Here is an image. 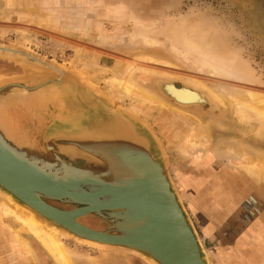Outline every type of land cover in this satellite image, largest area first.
<instances>
[{
	"label": "rangeland",
	"instance_id": "374dc122",
	"mask_svg": "<svg viewBox=\"0 0 264 264\" xmlns=\"http://www.w3.org/2000/svg\"><path fill=\"white\" fill-rule=\"evenodd\" d=\"M183 23L204 27L201 32L213 30L217 47L231 55L249 79H238L237 69L231 72L236 76L193 69L191 61L180 58L173 52L169 31ZM135 27L154 32L157 45L149 47L130 38ZM0 40L21 41L40 55L79 69L104 94L105 79L113 76L112 68L118 63L116 70L127 75L124 71L131 66L135 69L131 77L146 84L170 75L178 84L183 78H193L219 93L228 85L244 94L264 96V0H0ZM19 71L0 60V76ZM223 97L225 112L209 126L211 144L205 154L183 148L190 122L197 121L201 112L140 106L136 96L114 102L130 111L138 107L137 116L147 120L162 141L170 174L211 264H264V171L242 169L238 162L214 153L219 144L229 141L264 153V126L255 130L233 110L236 106L231 98ZM208 108L204 106V113ZM88 222L101 227L95 220ZM10 225L17 236L0 225V264H57L36 236L24 232L19 224ZM18 235L33 242L32 254L17 248ZM65 239L76 264H86L87 255L99 254L93 246ZM107 257L103 258L106 264H149L130 254Z\"/></svg>",
	"mask_w": 264,
	"mask_h": 264
},
{
	"label": "water",
	"instance_id": "95a60500",
	"mask_svg": "<svg viewBox=\"0 0 264 264\" xmlns=\"http://www.w3.org/2000/svg\"><path fill=\"white\" fill-rule=\"evenodd\" d=\"M0 60L20 69L0 76L2 187L80 243L94 247L85 240L94 239L128 246L137 250L130 255L149 264H211L151 124L108 102L79 69L21 41L0 40ZM119 114L135 128L144 149L112 133L109 119ZM81 216L89 226L77 221Z\"/></svg>",
	"mask_w": 264,
	"mask_h": 264
},
{
	"label": "bare ground",
	"instance_id": "6f19581e",
	"mask_svg": "<svg viewBox=\"0 0 264 264\" xmlns=\"http://www.w3.org/2000/svg\"><path fill=\"white\" fill-rule=\"evenodd\" d=\"M184 24L185 23L180 26H177L176 24L175 29L173 28L174 26L171 28V31L169 32L173 35L169 34L170 41L173 46L172 49H174V51H172L180 55V58L191 61V65H193V67L195 66L193 69L196 68L204 71L214 69L230 76L234 75L233 73H231L233 69H237L239 71V74L237 76H234H236L238 79H245L247 77H244L245 72L241 68V65H238V63L232 58L231 55L222 51V49L218 48L219 46L217 47L215 42L217 37L215 36L213 30L201 32L199 29L202 26L198 28L199 25L193 24L196 26L188 27ZM202 28L204 29V27ZM162 31H159V33ZM152 33L154 32L147 29H142L141 27H135L132 31L129 32L130 38L134 39V41L135 39L138 41H143L144 44L149 47L157 45V43L159 42L156 36H154ZM3 48H5V50L7 48L11 49L15 53H25L12 47ZM29 57L34 61L36 59V62H44L39 58H35V56L33 55H30ZM165 62L168 63V61ZM117 64L118 63L114 65V69L111 67L112 70H114L113 76L105 79L104 87L107 95L101 92V94L104 95L105 99L108 102L113 103L115 106L121 107L120 105H117L114 100L120 101L124 98L130 99L132 96H136V99L140 100V106H143L145 104H152L153 106L159 108V110L160 108L162 109L166 107L173 108L179 112H192L195 109L198 112L202 113V115H200L201 113L198 114L197 121L190 122L189 135L183 142L185 143L183 148L186 150V152L205 154L208 149H210L209 146L211 144V134L209 126L211 125V123L214 124L219 122V120L221 119H218V114H223V112H225V110L222 109V107L226 106L223 96L231 98L230 100H232L235 104L234 107L236 106V108L233 110H236V112H238L237 115L239 114L243 120L246 119L249 124H252L255 130H260L261 127L264 126V96H257L249 93L244 94L245 92L236 91L234 89H230V87L226 88L228 85L226 87L223 85V88H220L222 92L219 93L215 91L213 87L207 85L201 80H195L193 78H183L181 79L182 84H178L175 80V77H172L170 75L165 77L162 74L161 75L163 77H156L152 79L150 83L146 84L141 79L137 80V78L131 77V74H133L135 70L133 69V67H126L127 69L124 72L130 75L128 76V74L124 75L125 73H122V71H120L122 69H120L119 71L118 69L116 70ZM142 70L148 73L150 69L148 70L147 68H144ZM80 72L81 74L83 73L82 75L84 77H86L85 79L87 80V82L92 85L88 76L84 72ZM77 77L78 79H80L81 75L79 74L77 75ZM246 79L249 78L247 77ZM93 87L100 93L101 90H99L95 86ZM65 88L67 87H63V90H65ZM63 90L61 92H65ZM62 94L68 96V94ZM69 99L72 98L69 97ZM69 99L68 102L70 104L73 101H69ZM141 100L143 101V104ZM204 106L209 107L208 112H205L207 114H205L203 111ZM136 108L138 107L135 106V109ZM135 109L134 111H130V108L125 110L130 116L136 118V120L140 119L141 121H143L141 118H139V116H137L140 111H138L139 113H137L138 109ZM216 109H220V113H216ZM206 115L208 117H206ZM124 119L126 118H124L120 114L114 115V117H111L109 119V122L111 123V125H113L111 126L112 133L118 134V137H121L123 139H131L134 148L136 147L139 149H144V141L136 133L135 128L131 125V123L129 124V122ZM143 122L146 125H149L147 123V120ZM5 134H7V131L5 132ZM214 153L219 158L224 159L228 157L235 163L238 162L242 169L254 168L264 171V153L261 151H257L254 148H249L244 144L234 141L222 143L217 146L216 152ZM60 208L64 209L65 207ZM66 208L68 209V206ZM77 221L85 226H89L85 223V218H83V216L78 217ZM11 222L17 225L19 224L21 228L24 229V232L32 233L34 236H36L42 243V246H44V248L47 249V251L53 257V259H55V262L57 264H76L74 252L67 244V239H65L66 237H68V235H70L68 234V229L61 226L54 220L47 218L45 215L35 210L32 206L20 201L12 192L0 185V225H6V227L12 230L13 233L17 236V232L10 225ZM17 238L18 241L17 243H15L18 246L17 248H19L23 253L27 255L32 254L35 250L34 247H32L33 242L31 243L25 236L19 237L18 235ZM85 240H87V243L94 244L96 246L91 247L93 250H99V254L93 257H90V255L86 254L88 256L86 257V264H104L105 262L103 261V258H106V256L110 258L114 254L119 256H127L129 255L128 252L137 251L128 246L125 247L113 245L94 239ZM122 261L124 262L125 260ZM153 262L150 261V263L152 264H159L157 261H155V263Z\"/></svg>",
	"mask_w": 264,
	"mask_h": 264
}]
</instances>
